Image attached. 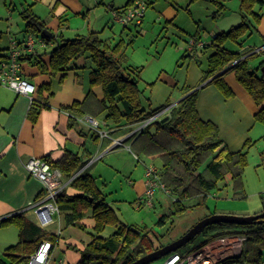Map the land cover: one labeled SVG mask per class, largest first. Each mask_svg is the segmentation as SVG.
<instances>
[{"label":"trees","instance_id":"obj_1","mask_svg":"<svg viewBox=\"0 0 264 264\" xmlns=\"http://www.w3.org/2000/svg\"><path fill=\"white\" fill-rule=\"evenodd\" d=\"M211 1L216 4L212 18L217 19L224 13V0ZM263 4L264 0H241L240 23L227 31L215 34L209 45L204 44L201 49H205L204 56L206 53L204 67L200 59L196 61L202 69L199 84L210 79L226 96L233 93L223 80V75L232 69L238 83L250 94L257 106L254 115L256 120L264 125V81L262 75L255 73L257 68L248 65V58L255 55L256 51L233 50L229 46L235 44L242 48L245 38L254 29L249 17L255 21L260 19V15L253 8ZM20 14L29 33L45 42L52 38L42 34L46 28L45 22L32 12L30 6L24 8ZM260 53L264 55V47ZM82 56H88L94 64L89 74V82L90 85L102 86L103 99L98 106L99 112H106L105 119L116 124H134L167 106H143L142 90L138 87V72L132 74L133 70L127 71L122 65L125 60L123 42L110 44L108 39L101 38L97 31L62 40L54 48L50 58L51 74L68 70L70 65ZM262 65L264 59L259 67ZM42 87L49 89L48 85ZM183 95L185 96L171 107L165 120H162L164 116L151 121L135 135L131 143L132 149L135 148L152 159H159V179L170 190L173 208L171 205L168 213L157 218L155 223L160 227L166 225L169 220L172 224V215L179 216L188 206L185 204L187 200L196 196L204 199L226 177H229L235 195L242 196L244 193L242 176L248 162L246 153L230 151L219 138L217 126L200 118L196 109L197 89L185 87ZM37 102L35 99L32 101L35 106ZM83 105L75 101L69 109L76 115H81L85 112L80 108ZM32 110L36 109L33 107ZM45 159L51 166L59 168L66 177L73 176L80 166L77 155L69 152L56 162ZM69 185L78 192L67 196L63 190L56 200L59 210L68 211L65 214L66 224L83 228L79 220L87 209H91L94 219L93 238L80 250V260L77 264H130L164 245L155 248L151 238L154 231L151 228L122 222L90 173L81 172L73 176ZM0 225H14L19 231L18 241L5 248L0 255V264H25L41 242L50 241L53 245L56 241L55 235L47 233L21 214L0 219ZM108 226L114 227V230L107 236L100 235ZM208 228H214V231L194 247L203 246L224 236H245L239 254L214 264H264V220L243 225L217 222L203 230Z\"/></svg>","mask_w":264,"mask_h":264},{"label":"crops","instance_id":"obj_2","mask_svg":"<svg viewBox=\"0 0 264 264\" xmlns=\"http://www.w3.org/2000/svg\"><path fill=\"white\" fill-rule=\"evenodd\" d=\"M128 1L121 7H115L112 0L110 4L105 3V0H97L98 5L95 6L89 0H24L27 4L32 2L29 5L32 12L45 22V29L51 33L50 37L52 36V38L47 42L42 39L43 44H38L33 52L23 55L21 59L22 76L35 85V92L32 97L35 101L38 100L37 107L30 101L28 96L0 87V219L14 214H21L26 220L38 225L31 206L42 194L43 186L38 179L31 176L26 170L24 163L29 158L41 157L56 162L61 160L66 152L77 155L80 159V166L73 176L81 172L90 173L88 170L107 154L130 152L132 158L135 159L133 155L135 153L132 152L131 148L135 135H129L134 124L113 123V121L105 119V111L99 112L98 104L103 99V91L101 85H90L89 74L94 67L91 59L88 56L79 57L64 72L59 71L51 74L49 69L52 52L62 40L71 39L76 35L86 34L89 31H97L100 37L108 39L110 44L123 42L125 60L122 65L127 71L133 70L131 71L132 74L138 72L139 87V81L142 79V67L127 64L126 42L124 39L115 42L113 36L103 35L104 26L107 25L96 29V27L90 26L87 21L86 25L83 23L74 25L76 21L73 19L74 17H80L85 20L91 12H95V16L101 15L98 20L101 24L106 17H111L113 10L124 8ZM42 2L51 8L48 17L34 11L35 4ZM101 7H104L105 12H102ZM99 10L101 12H97ZM176 11L169 2V5L159 13L158 18L172 22L177 14ZM2 20H5V27L1 26ZM7 20H11L9 10L0 14V56L6 54L10 37L23 41L29 34L25 26L19 31L18 35L13 33L11 31L12 27H10L11 23ZM240 21L239 13L232 15L223 13L209 27V31L206 30L205 32V29L200 31V27L196 28L190 34V39L186 41L183 48L186 57L184 55L182 57L185 58L183 64L186 63L187 71L185 82L190 88L197 89L196 109L198 115L203 120L211 121L217 126L219 138L230 151H243L246 153L248 162L242 176L244 191L247 167L252 165L264 167V151L258 146L259 141L264 138V125L256 120L254 116L257 106L250 94L239 83L226 82L233 93L230 96L224 95L211 81L199 84L202 71L196 60H201L204 56L203 51L205 49L201 50L204 45L200 47L194 44L191 51L186 49L191 39H201L205 45H209L215 34L229 30L239 24ZM142 23L143 20L139 25L134 26H140ZM86 28L89 29L85 31ZM124 28H130V25ZM121 35H123V32H121ZM3 36H6L5 40ZM38 62H40L39 65ZM40 66H43V68ZM44 85H48L49 89H44L42 87ZM183 96L182 91L179 100ZM75 101L84 104L80 107L85 110L81 115H92L99 120L103 128L109 131L108 138L101 139L96 131L77 120V117L81 115H76L69 109ZM33 107L36 110H32ZM114 138H123V143L114 145L112 142ZM129 174H133L132 169L131 173L128 172V176ZM91 175L93 176V174ZM71 177L65 176L67 180ZM144 181V176L128 179L130 195H133L134 200L136 198L141 199L145 188ZM100 190L103 192L102 189ZM64 192L67 196H73L78 191L68 183L64 188ZM260 197L261 208L253 211V214L264 210V195L261 194ZM67 212L58 209L48 227L42 228L38 225L47 233L56 236L55 243L51 244L48 264H51V260L56 258L57 262L78 263L80 250L93 238L94 219L91 209H87L83 218L79 220V223L84 226L83 228L66 224L65 214ZM0 227L7 226L0 225ZM16 229L17 238L19 239V231L17 227ZM10 245L5 246L3 251Z\"/></svg>","mask_w":264,"mask_h":264},{"label":"rangeland","instance_id":"obj_3","mask_svg":"<svg viewBox=\"0 0 264 264\" xmlns=\"http://www.w3.org/2000/svg\"><path fill=\"white\" fill-rule=\"evenodd\" d=\"M89 1L93 2V6L98 5L97 0ZM105 1V3L110 4L111 0ZM112 1H114L115 7H121L127 0ZM144 1L148 5L142 18L143 23L140 26L135 27L132 23L129 24L130 28H124L121 23L112 20V16L106 17L99 24L98 20L101 15L97 17L95 12H91L85 20L74 17L73 19L76 21L74 25L78 23L86 25V21L96 29L107 25L104 26L103 35L113 36L115 42L124 39L126 42L127 64L142 67V79L139 81V87L142 90L143 106L157 108L167 104V106L171 105L168 109L170 111L171 107L175 106L176 101L181 97L183 88L189 87L185 82L187 71L186 63L183 64L185 58L182 57L186 41L190 39V34L198 27L201 28L200 31L202 29H205V32L206 30L209 31V27L216 20L212 18V12L216 9V4L211 0ZM240 1L224 0V13L240 14ZM169 2L177 10L172 22L158 18L159 13L169 5ZM31 4L32 2L27 4L24 0H0V14L5 13L7 10L11 12V20L7 21L11 23L10 27H12L11 31L13 33L18 35L19 31L25 26V21L20 13ZM35 5L34 11L47 17L50 15L51 8L46 3H36ZM101 8L102 12H105L104 7ZM253 10L260 15V19L255 21L252 17H249V22L254 25V29L245 38L242 48L237 47L235 44L229 46L233 50L251 49V52L256 51L255 55L248 58V65L257 68L255 73L261 76L262 67H259V64L264 59V55L260 53L264 47V4L261 7L255 5ZM1 24L2 27H5V20H2ZM88 29L86 28L85 31ZM121 32H123V35H121ZM3 39L5 40L6 36H3ZM205 56L201 59L202 67L205 66ZM223 80L229 83H238L232 69L224 73ZM258 146L264 151V138L259 141ZM132 152L137 154L139 160L133 159L130 152L107 154L88 171L93 174L96 184L106 194L107 202L113 207L122 222L140 227L141 225L147 226V228L154 231V233H151V238L155 248L177 239L198 220L214 213V211L215 213L224 214L252 215L253 211L261 208L260 195H264V167L252 165L246 169L245 189L242 196L233 193L229 177H226L223 182L219 183V189H214L204 199L201 196H196L187 200L185 203L188 205L186 209L179 216L172 215L174 217L173 223L170 224L169 220L166 225L160 227L155 221L160 215L170 211L172 205L171 194L167 195L163 190L156 189L152 198V206L145 203V198L140 201L141 204L138 206L139 200L132 198L133 195H130V185L128 184V179L144 176L147 165L154 164L158 166L159 159H152L150 156L135 150V148L132 149ZM131 169L133 174L128 176ZM171 208H173V205ZM113 230L114 227L108 226L100 235L107 236ZM213 231L214 228L200 231L191 241L182 246V249L179 248L180 251L195 248L194 246H197L200 240ZM17 239L15 226L0 227V253L5 246L15 243ZM227 240L223 244L214 242L210 246L212 264L226 257L239 254V249L235 246L239 240L235 239L238 242ZM234 246L237 249H234ZM159 259L156 262L161 261L163 258ZM50 263L57 264V258L51 260Z\"/></svg>","mask_w":264,"mask_h":264},{"label":"built area","instance_id":"obj_4","mask_svg":"<svg viewBox=\"0 0 264 264\" xmlns=\"http://www.w3.org/2000/svg\"><path fill=\"white\" fill-rule=\"evenodd\" d=\"M146 8L147 3L144 0H131L124 8L112 11V20L121 23L123 26L132 23L138 25L142 22ZM43 43L44 42L41 38H37L31 33H29L23 41H18L15 38L10 37L6 54L0 56V87H5L17 94L28 96L30 101H33L32 94L35 92V85L26 77L22 76L21 57L33 52L38 44ZM194 44L201 47L204 45V41L201 39H191L186 49L191 51ZM170 106L171 105L164 107L148 118L134 123L129 135H136L151 121L167 115L166 113L169 111L168 109ZM77 120L87 124L91 129L96 131L101 139L109 137V131L103 128L99 120L95 117L91 115H81L77 117ZM112 142L114 145L122 144L123 138H114ZM133 155L136 160H139V157L136 154ZM24 166L31 176L42 183V194L32 204L31 209L36 215L37 224L42 228L48 227L52 222L53 215L58 211L56 204L57 197L70 182L72 177L67 180L59 168L51 166L45 158L41 157L29 158L24 163ZM144 180V193L138 202V206L141 204L140 201L144 198L145 203L148 206H152V198L156 189L163 190L167 195L170 194V190L159 179L158 166L154 164L147 165L144 172ZM227 239L230 241L233 240L232 242H238L235 239L239 240L238 244L236 243L235 246L238 247L240 251L245 236L220 237L200 247L183 251H172L164 256L161 261L150 262L148 264H212L211 253L209 251L210 246L214 242L223 244ZM236 247L234 249H237ZM50 249V241L41 242L37 249L29 256L25 264H48L50 259ZM57 264L66 263L64 261H59Z\"/></svg>","mask_w":264,"mask_h":264},{"label":"water","instance_id":"obj_5","mask_svg":"<svg viewBox=\"0 0 264 264\" xmlns=\"http://www.w3.org/2000/svg\"><path fill=\"white\" fill-rule=\"evenodd\" d=\"M42 34L46 37H50L51 33L48 30L43 29ZM229 67V66H228ZM227 67V68H228ZM226 68V69H227ZM262 79L264 81V65L262 66ZM223 72V71H221ZM219 72V73H221ZM207 81H210L208 79ZM185 96V95H184ZM183 96V97H184ZM182 97V98H183ZM167 116H165L162 120H165ZM264 220V210L252 214V215H235V214H224V213H212L198 220L195 224H193L185 233H183L177 239L141 256L130 264H148L153 262L159 258L166 256L168 253L175 251L182 246L186 245L189 241H191L200 231H202L206 226L210 224H214L217 222L224 223H233V224H251V223H259Z\"/></svg>","mask_w":264,"mask_h":264}]
</instances>
